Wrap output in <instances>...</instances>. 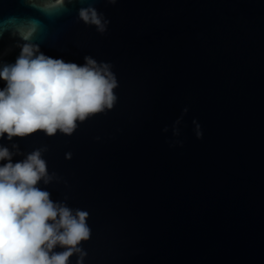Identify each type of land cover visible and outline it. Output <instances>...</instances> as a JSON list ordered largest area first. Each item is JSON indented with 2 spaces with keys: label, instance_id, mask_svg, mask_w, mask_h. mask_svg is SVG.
<instances>
[{
  "label": "water",
  "instance_id": "1",
  "mask_svg": "<svg viewBox=\"0 0 264 264\" xmlns=\"http://www.w3.org/2000/svg\"><path fill=\"white\" fill-rule=\"evenodd\" d=\"M89 4L102 34L78 19ZM14 15L40 14L0 0ZM41 19V51L117 80L113 107L71 135L0 139L46 149L40 186L88 212L83 264H264V0H67ZM18 53L0 37V61Z\"/></svg>",
  "mask_w": 264,
  "mask_h": 264
},
{
  "label": "clouds",
  "instance_id": "2",
  "mask_svg": "<svg viewBox=\"0 0 264 264\" xmlns=\"http://www.w3.org/2000/svg\"><path fill=\"white\" fill-rule=\"evenodd\" d=\"M25 3L40 15L0 19V37L7 33L19 49L14 62L0 61V139L10 142L37 131L71 135L78 122L111 109L116 101L117 80L109 62L85 55L77 64L41 51V17L54 18L67 0ZM78 19L101 34L109 24L91 4L78 9ZM45 150L24 154L15 142L11 147L0 143V264H69L74 254L76 264H83L87 255L82 242L91 235L88 212L53 200L40 186L54 175L42 156ZM17 155L23 158L14 162Z\"/></svg>",
  "mask_w": 264,
  "mask_h": 264
}]
</instances>
